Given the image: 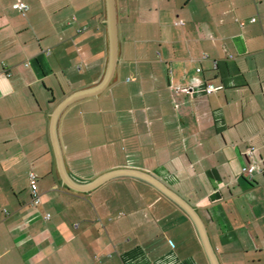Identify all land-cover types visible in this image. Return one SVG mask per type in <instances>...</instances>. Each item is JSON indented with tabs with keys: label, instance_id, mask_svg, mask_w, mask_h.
<instances>
[{
	"label": "crops",
	"instance_id": "1",
	"mask_svg": "<svg viewBox=\"0 0 264 264\" xmlns=\"http://www.w3.org/2000/svg\"><path fill=\"white\" fill-rule=\"evenodd\" d=\"M23 1L24 16L0 0V264H210L190 219L147 183L63 184L52 116L105 75V3ZM115 8L112 80L56 122L66 174L79 185L150 175L197 212L218 264H264V0Z\"/></svg>",
	"mask_w": 264,
	"mask_h": 264
},
{
	"label": "water",
	"instance_id": "2",
	"mask_svg": "<svg viewBox=\"0 0 264 264\" xmlns=\"http://www.w3.org/2000/svg\"><path fill=\"white\" fill-rule=\"evenodd\" d=\"M104 3H105V14H106L105 25L107 29L108 43H109V59H108V65L105 75L102 81L96 87L87 91L73 94L72 96L65 99L60 105H58L52 116L51 129H50L51 141H52V147L58 168V173L61 177V180L66 187L78 193L90 192L96 189L97 187L101 186L102 184L106 183L107 181L117 177H132L147 183L148 185L156 189L165 198H167L169 201L175 204L181 211H183L186 214V216L190 219V221L192 222V224L194 225L197 231L201 245L204 249V252L210 264H218L216 256L209 243L204 224L201 218L199 217V215L197 214V212L186 201H184L176 193L168 189L164 184H162L160 181L153 178L152 176L136 171H119V172H112L105 174L88 185H79L76 182L72 181V179H70V177H68V175L66 174L64 164L62 161L60 147L56 136L57 119L61 114V112L68 105L84 98L97 96L103 90H105V88L112 80L115 71V66L117 61V50H118L115 0H104Z\"/></svg>",
	"mask_w": 264,
	"mask_h": 264
},
{
	"label": "built area",
	"instance_id": "3",
	"mask_svg": "<svg viewBox=\"0 0 264 264\" xmlns=\"http://www.w3.org/2000/svg\"><path fill=\"white\" fill-rule=\"evenodd\" d=\"M13 7L17 11H19L23 16L28 11V6L25 4V2L23 0H16ZM251 22H255V19H252ZM177 24L181 25V22H179ZM204 58H206V57H204ZM196 72H200V69H197ZM0 74H8L7 67H5L4 65L0 66ZM175 90L179 92V91H181V88L177 87ZM216 90L217 89L213 88L212 86H207L206 87V94H211L212 92H214ZM253 152H254V149L250 148L248 151V159L250 160V162L241 168V174L246 176V178L249 180H252L253 174L255 172V161H254V157H253ZM28 179H29V184H30V188H31V205L34 207H37L40 205V198H39V195L34 188L36 177L33 173H29ZM46 218L48 219L49 215H47Z\"/></svg>",
	"mask_w": 264,
	"mask_h": 264
}]
</instances>
